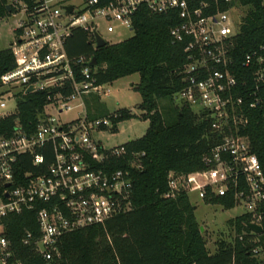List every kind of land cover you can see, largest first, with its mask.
<instances>
[{
    "label": "built area",
    "instance_id": "built-area-1",
    "mask_svg": "<svg viewBox=\"0 0 264 264\" xmlns=\"http://www.w3.org/2000/svg\"><path fill=\"white\" fill-rule=\"evenodd\" d=\"M102 1L39 0L32 9L12 2L24 15L8 49L12 66L7 61L1 63L6 71L0 66V120L16 116L20 102L31 94H45L46 105L34 132L17 120L11 133L0 135V264H21L5 234L12 216L36 214L37 231H28L22 241L52 264L63 237L131 210L132 173L143 169L145 155L134 154L127 169L112 168L111 160L125 155L126 147L107 149L94 134L111 127L114 131L118 116L94 119L86 105V99L109 97L110 84L98 82L97 66L91 65L94 57L71 58L66 43L81 30L96 47L97 36L105 41L101 23L107 33L118 27L134 32V19L142 9L176 20L172 44L183 45L187 62L185 86L174 100L205 117L222 136L204 159L205 171L170 175L166 197L186 193L204 201L209 195L230 196L248 223L264 233V170L240 133L248 123L246 110L264 111V47L244 58L250 85L240 84L231 56L244 17L234 20L245 9L240 0ZM31 87L34 91L28 93ZM71 112L77 114L72 121L60 119ZM27 157L32 169L23 171Z\"/></svg>",
    "mask_w": 264,
    "mask_h": 264
},
{
    "label": "trees",
    "instance_id": "trees-1",
    "mask_svg": "<svg viewBox=\"0 0 264 264\" xmlns=\"http://www.w3.org/2000/svg\"><path fill=\"white\" fill-rule=\"evenodd\" d=\"M18 1L32 9L39 0ZM109 1L103 0L101 5ZM240 5L247 12L234 39L232 71L239 76L240 84L247 81L250 85V71L243 67V61L247 54L264 47V0H240ZM15 12L10 0H0V20ZM175 25L171 15H156L142 9L134 19V36L126 41L95 50L94 39L81 30H75L67 40L69 57L86 55L97 59L95 76L100 84H112L135 74L140 76L139 108L143 120L150 125L142 138L124 145L125 155L111 160L112 168L127 169L134 154L145 155L143 169L132 173L131 210L103 225L63 237L52 264H264L259 259L264 253V233L255 235L247 229V215L228 222L236 235L233 243L220 241L217 252L211 254L196 220L197 207L189 196L180 193L175 198L166 197L170 175L205 171V157L222 140L209 120L188 106L174 104L175 95L185 86L182 72L187 62L183 45L172 44L170 31ZM3 61L12 66L8 50L0 52V66L6 71ZM93 99L96 105L91 111L92 118L113 115L103 110L99 98ZM162 99L170 100L163 112L160 111ZM45 105V94L27 96L20 102L16 116L0 120V135L11 133L17 120L28 132H34ZM167 110L170 118L165 116ZM116 115L115 130L119 122L133 118L128 109L118 110ZM246 116L248 123L240 133L248 139L264 170V111L246 110ZM31 169L27 157L23 171ZM204 202L224 210L235 208L230 196L209 195ZM37 229L34 212L12 216L7 221L5 234L21 264H48L33 246H25L22 241L28 231L35 233Z\"/></svg>",
    "mask_w": 264,
    "mask_h": 264
},
{
    "label": "rangeland",
    "instance_id": "rangeland-1",
    "mask_svg": "<svg viewBox=\"0 0 264 264\" xmlns=\"http://www.w3.org/2000/svg\"><path fill=\"white\" fill-rule=\"evenodd\" d=\"M10 2L12 3L13 0H10ZM246 12L247 9H242L239 14L235 15L234 20L237 22L239 15L244 16ZM23 15V12L18 11L0 20V52L10 49L11 44L15 42L17 38L15 30ZM99 33L107 41L108 45H116L134 36L133 31L121 27H118L115 33H107L103 23L100 24ZM96 47L94 45L95 50H97ZM139 83L140 76L138 74L115 81L109 85L112 92L111 95L100 100L104 111L106 110L115 115L118 110L128 109L133 115L130 120L119 122L115 131L111 127L94 134V139L107 149L118 148L130 141L138 140L146 134L149 128L150 123L143 120V112L139 108L142 103V96L137 90ZM93 98L86 99V105L90 112L94 110L96 105ZM174 101L175 106H182L179 100L176 99ZM167 105H170V100L162 99L160 101V111ZM13 108L14 104L10 103L9 109L13 111ZM164 113L166 117L170 118L169 110ZM76 117V112H71L63 115L60 119L65 122L72 121ZM189 198L191 203L197 207L195 211L196 220L200 227L203 228L202 235L209 252L211 254L217 252L220 241H225L228 244L233 243L236 235L234 229L229 227L228 222L240 217L243 214L242 210L240 208L224 210L220 206L206 204L195 194L190 195ZM259 259L264 262V253L259 256Z\"/></svg>",
    "mask_w": 264,
    "mask_h": 264
},
{
    "label": "water",
    "instance_id": "water-1",
    "mask_svg": "<svg viewBox=\"0 0 264 264\" xmlns=\"http://www.w3.org/2000/svg\"><path fill=\"white\" fill-rule=\"evenodd\" d=\"M67 10L71 13L73 9L71 7H69ZM8 11L11 12L10 6H8ZM96 43H97L98 49H102L105 46H107V43L100 36H97ZM97 64H98L97 59L93 58L91 65L93 67H96ZM33 91H34V89L31 87V88H29L28 93H31ZM245 226L247 227V229L249 231L255 233L256 235H262L263 234V228L260 226H257L255 224H251V223H246ZM201 232H203V228H201Z\"/></svg>",
    "mask_w": 264,
    "mask_h": 264
}]
</instances>
